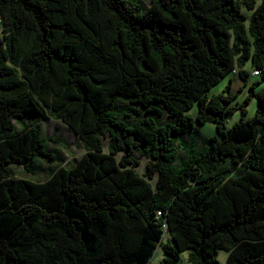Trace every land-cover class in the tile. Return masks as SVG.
Listing matches in <instances>:
<instances>
[{
  "label": "trees",
  "instance_id": "16d2710c",
  "mask_svg": "<svg viewBox=\"0 0 264 264\" xmlns=\"http://www.w3.org/2000/svg\"><path fill=\"white\" fill-rule=\"evenodd\" d=\"M236 73L264 77V0H0V264H264V90L209 94ZM50 117L87 151L16 177L59 157Z\"/></svg>",
  "mask_w": 264,
  "mask_h": 264
},
{
  "label": "rangeland",
  "instance_id": "374dc122",
  "mask_svg": "<svg viewBox=\"0 0 264 264\" xmlns=\"http://www.w3.org/2000/svg\"><path fill=\"white\" fill-rule=\"evenodd\" d=\"M245 69L249 70L250 73L252 72V67L250 63L246 64ZM254 81L260 82L256 87L257 91L264 90L263 75H251L249 82L245 85L244 80L238 75V73L229 74L225 78H223L219 83L214 85L209 91V94L213 95L215 93H220L226 88L227 85L230 84L231 94L236 95L233 99L232 105H238L243 103L245 98L248 96V94L250 93V84ZM246 108V114H244L240 109H238L233 114L228 115V126H231L233 123H235L241 118L247 119L250 116L254 115L258 108V101L253 98ZM196 109L197 108H195L194 110L196 111ZM41 124L43 127L44 136L53 137L59 140L56 142H50L47 145V148H49L50 145L51 150L57 153L59 157L56 156L55 159H53L52 161L40 158L37 162L38 167L34 172L26 170V168L22 165H12L11 167L13 168L16 177H23L37 182L44 181L47 178L49 172L53 169H56L59 164H63V166L65 167H70L75 164L77 160L87 151V147L85 146L83 141H81V139L60 120L50 117L49 119L42 121ZM209 124L210 126H212L211 129L209 127H204L203 131H205L208 136L217 134L214 125H212V123ZM107 144L108 140L105 139L106 150ZM203 145L204 143H202V140H200L199 147H202ZM180 155H183L182 150L180 151ZM148 162V159L141 158V165L139 166V170L142 171ZM184 255L187 256V253H185ZM227 256L228 253L225 250H219V260L221 261V264H225ZM163 257V251L161 250V248H158L152 258V263L162 264Z\"/></svg>",
  "mask_w": 264,
  "mask_h": 264
},
{
  "label": "built area",
  "instance_id": "2783aa9c",
  "mask_svg": "<svg viewBox=\"0 0 264 264\" xmlns=\"http://www.w3.org/2000/svg\"><path fill=\"white\" fill-rule=\"evenodd\" d=\"M254 73H256V74H257V73H258V71H257V70H255V71H254Z\"/></svg>",
  "mask_w": 264,
  "mask_h": 264
}]
</instances>
